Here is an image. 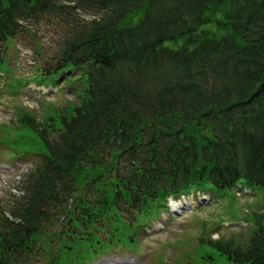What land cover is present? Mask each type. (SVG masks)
<instances>
[{
	"label": "trees",
	"instance_id": "trees-1",
	"mask_svg": "<svg viewBox=\"0 0 264 264\" xmlns=\"http://www.w3.org/2000/svg\"><path fill=\"white\" fill-rule=\"evenodd\" d=\"M44 19L67 35L41 76L82 103L58 123L24 119L41 145L16 157L33 167L12 218L0 210V264L43 251L51 210H63L60 236L92 237L169 197L245 189L262 197L249 237L208 246L232 264H264V0H0V62Z\"/></svg>",
	"mask_w": 264,
	"mask_h": 264
},
{
	"label": "rangeland",
	"instance_id": "rangeland-1",
	"mask_svg": "<svg viewBox=\"0 0 264 264\" xmlns=\"http://www.w3.org/2000/svg\"><path fill=\"white\" fill-rule=\"evenodd\" d=\"M139 16H132L126 24L135 23ZM65 29L56 20L54 23L42 20L31 27L29 33L8 43L10 49L0 62V209L7 211V215L12 210L11 201L22 195L19 189L25 183L33 160L28 155L15 161L12 153L37 151L41 145L38 134L24 119L30 118L43 125L49 121L58 123L82 103V96L77 91H69L64 84L54 85L40 77L39 67L62 47L67 35ZM205 29L211 36L220 32L215 24ZM185 39L165 46L179 49ZM196 130L191 128L193 132ZM234 195L233 192L222 198L213 194L215 205L204 200L190 201L192 206L183 205L182 208L180 200L172 201L170 211L154 210L142 215L134 227L120 218L111 219L92 237L88 233L81 234L82 237L73 235L70 242L59 233L55 234L66 231L63 210H51V224H44L45 228L38 236L39 244L45 248L29 264H53L50 260L57 257V264H232L208 244L231 240L239 243L249 237L252 229L245 227L246 220L258 210L257 201L246 193ZM125 216L123 218L127 219L133 215L127 213ZM129 234L130 238H136L133 244L127 241ZM117 247L126 249L110 252ZM204 258L208 260L205 262Z\"/></svg>",
	"mask_w": 264,
	"mask_h": 264
}]
</instances>
